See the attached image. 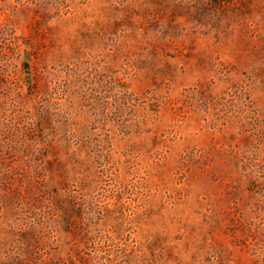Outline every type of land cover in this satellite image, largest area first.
Returning a JSON list of instances; mask_svg holds the SVG:
<instances>
[{"label":"rangeland","instance_id":"obj_1","mask_svg":"<svg viewBox=\"0 0 264 264\" xmlns=\"http://www.w3.org/2000/svg\"><path fill=\"white\" fill-rule=\"evenodd\" d=\"M0 264H264V0H0Z\"/></svg>","mask_w":264,"mask_h":264}]
</instances>
